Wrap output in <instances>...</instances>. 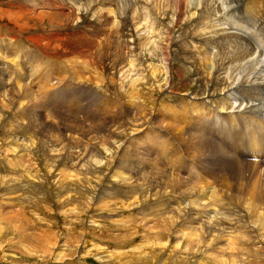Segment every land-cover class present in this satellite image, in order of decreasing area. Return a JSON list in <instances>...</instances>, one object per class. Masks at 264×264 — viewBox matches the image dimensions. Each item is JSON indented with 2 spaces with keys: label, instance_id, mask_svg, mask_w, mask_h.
Segmentation results:
<instances>
[{
  "label": "rangeland",
  "instance_id": "rangeland-1",
  "mask_svg": "<svg viewBox=\"0 0 264 264\" xmlns=\"http://www.w3.org/2000/svg\"><path fill=\"white\" fill-rule=\"evenodd\" d=\"M92 1L0 0V68L4 72L0 71L4 74L0 76V264H264V243L260 242L264 226L258 235L247 230L256 216L264 218V162L250 166L223 155L211 143L203 122H195L216 115L215 110L207 106L210 113L204 105L193 115L186 110L188 96L196 91L201 62L194 65L192 58L179 62L177 56L165 65L163 60L166 53L178 52L177 32L191 33L187 26L195 18L196 7L189 5L177 20L168 0H152L148 5H141L143 0H101L103 5L96 11L89 8L92 20L85 22L79 34L72 28L76 19L80 21L77 6ZM3 10L25 11L24 20H19L23 28L13 27L2 16ZM92 12H98V18ZM138 18L151 26L139 35L135 53L145 56L140 73L152 86L134 85L136 99L129 100L117 89L115 94L105 91L96 80L104 76L94 68L84 69L78 60L110 57L118 45V57L122 56L127 49L114 44L119 41L117 29L126 24L131 29ZM35 38L63 57L44 55ZM192 52L193 57L201 53L197 48ZM74 57L79 58L73 63H78L77 75H71L67 65L66 58ZM3 58L11 61L9 66L16 64L13 60L23 66L19 70L23 76L18 77L22 82L10 81L17 71H5L9 67L3 65ZM168 65L171 81L161 71ZM124 68L128 69L127 63ZM42 73L43 81L38 80ZM59 83L66 85L63 96L45 95ZM19 90L25 98L17 95ZM44 96L54 106L48 108ZM11 99L14 103L7 105ZM201 100L190 102L200 104ZM253 115L249 114L254 119ZM126 125L135 133L129 135ZM112 127L118 129L117 134ZM231 128L239 145V132ZM97 142L106 148L113 145L106 153ZM22 143L29 151H21ZM193 166L198 170L194 179L187 174ZM182 187L192 191L189 196L204 195L202 202L208 208L201 213L208 218L227 219L229 227L241 225L235 237L221 232L218 237L203 235L201 221L196 220L202 215L190 211ZM244 207L250 208L249 216L242 213ZM10 218L12 230L6 224ZM220 224V229L228 226ZM4 232L9 235L4 237ZM40 233H47L48 238L36 243L32 237ZM35 243L40 246L36 248Z\"/></svg>",
  "mask_w": 264,
  "mask_h": 264
},
{
  "label": "bare ground",
  "instance_id": "bare-ground-1",
  "mask_svg": "<svg viewBox=\"0 0 264 264\" xmlns=\"http://www.w3.org/2000/svg\"><path fill=\"white\" fill-rule=\"evenodd\" d=\"M94 1L91 2V5L87 4V6H86L84 4L85 7H84V5H82V7L77 6L76 11L80 16V21H78L75 18L76 21L74 24H72L73 30H75L79 33V30L82 31L81 29L85 28V26H86L85 22L86 21L88 22V19L90 18V15H91V10L89 9L90 7H93L92 10L96 11L97 6L99 7V6L103 5V3H100L101 0H97L96 4H94ZM143 1L140 2L141 5H148L149 2L151 3L152 0H150V1L149 0H143ZM101 2H104V1L102 0ZM168 2L174 7V9L172 11H173V14L176 13L178 15L177 20L180 19L179 18L180 15L182 16L185 14L186 11H188L186 8H188L189 5H192V8H195V7L196 8H195V13H194L195 18H193L187 26V29L190 28L191 33L177 32L178 33L177 39H179V42L177 43L178 47H176L175 49L176 50L178 49V52L174 55H172V53H174V52L166 53L165 58L163 59V60H165V65H167L169 63V61H172L177 56H178L179 62H183L187 58H192L194 65L197 64L199 61L201 62V63H198L200 66H198L197 68L200 70V72L204 76H211L213 78L212 80H204V79L200 78V76L203 77V75L201 73L197 72V75H200V76L197 78L198 82L196 84L197 85L196 91L194 94L188 96L189 102L187 103V107L185 106L186 110H188L189 113L193 115V114L197 113V110L201 109L200 107L202 105L206 106L205 110L207 109V106H209V108L211 107L210 108L211 110H212V108L215 110L214 112L216 114H218V116L222 115V117L225 121L232 123L233 128H235L234 127L235 126L234 119L236 117L247 116V115L249 116V114L250 115L254 114L252 116V117H254V119H257V117H259L258 120L264 122V48H263L264 46L261 47L259 45L260 43H264V37H263L264 26L261 24L262 23V17L261 16H264L263 15L264 14V0H199V1H197V0H195V1H193V0H168ZM193 3H195L196 5L198 4V5L195 6ZM235 3H236V5H235ZM18 10H19V8H18ZM18 10L16 12H9V11L3 10L2 16L5 17L6 19L10 20L9 23H11L13 25V27L22 29L23 27L21 25H19L20 24L19 20H24V19H22V16L25 14V11L19 12ZM238 13H240V14H238ZM247 13L249 14V16ZM0 14H1V12H0ZM92 14H94L93 15L94 17L96 16V18H98L97 17L98 12L97 13L92 12ZM100 14H101V12H100ZM101 17H102V15L99 16V18H101ZM11 21L15 22V23H12ZM263 21H264V18H263ZM133 22L135 24L134 23L131 24V26L134 25V27H132L131 29L128 30V27H126V25H127L126 24L125 26L123 25V26H121V28H118L117 32H116V33H118L119 41H116L114 44H122L123 45L122 48L127 49V51L123 52L122 56L118 57V52L121 51V49L119 48V45H118V46L113 48V50L115 49L114 54L110 57H107L106 56L107 54H106V55L102 56V59H99L96 57V59L91 58L90 60H88L89 58H87V60H78V63L85 66L84 69L94 68L95 70H97V73H101V75L104 76L103 78L99 77L96 80H100V83L106 89L105 91H109L110 93L115 94V93H117V91H116V89H117L119 92H122V96H124L125 99H129V100L136 99V98H134V93L137 92L138 90L137 91L135 90L136 86H134V85H136V84L144 85L142 87L143 89H144V87H151L152 86V85L148 84V82H146L147 80H146V77L143 75V73H140V71H142V68L140 69V66H144V62H147V60L144 59L145 56L144 55L142 56L141 54H137V52L135 53V51L137 50L136 41L139 38V35L141 33H145V31L147 29H149L151 26H150V24H145V25L142 24L140 18H138L136 21H133ZM26 23H27V20H26ZM137 23L139 25H137ZM131 26H129V28ZM94 34H95V32H94ZM68 36H69V38H71L70 35H68ZM252 39L255 40L254 43L249 42ZM28 40L29 39H27L26 41L28 42ZM34 41L36 42V45L38 47L42 46L41 41H39V39L35 38ZM85 41H87V40H85ZM194 41H196V42H194ZM197 44H199V45H197ZM86 45H87V43H86ZM203 46L207 49V51L203 48ZM40 47H39V49H40ZM43 48H42V50H43L42 53L44 52V55H47L48 57L56 56L57 54L59 56L63 57V55L59 51H57V53L56 52L53 53V52L49 51L50 48H48L47 46L43 47ZM193 48H197L198 52L201 51V53H198L197 57H193L192 54L189 55V53L193 51ZM65 50L67 51V49H65ZM70 55H71V53H70ZM170 56H171V58H168ZM74 58H66L68 61L67 65L70 67V70H71V72H70L71 75L75 74L77 72L76 71L74 73V70H75L74 67H76L78 63L76 64V66H73V63H74V60L79 59V58L78 57H74ZM107 62H109V63L107 64ZM126 63H127L128 69L124 68V64H126ZM188 63L189 62L187 61L186 64H188ZM206 63L208 64L209 68L206 65H204ZM150 66L154 71L156 70V69H154L155 67L152 64H150ZM78 67H80V66H78ZM118 68H120L122 70L120 71ZM2 69L0 68V71H2ZM9 69H10V67L8 69H6L5 71L8 72ZM123 69H126V70H123ZM91 71H92V69H91ZM161 71L164 72L165 75L168 73L167 78L169 79V81H171V79H172L171 74H170L172 72L171 66L168 65V66H166V68L161 67ZM3 73L0 74L1 77L4 75ZM12 74H14L13 71H12ZM108 74L114 76V78L112 77V78H108V80H106L105 77L108 76ZM150 74L154 75L153 73H150ZM76 75H77V73H76ZM28 77L30 79H32L30 74L28 75ZM151 77H153V76H151ZM115 78L117 80H119L118 86H117V81L115 80ZM74 79H75V77H74ZM137 81H140L141 83H139ZM131 86H133V88H131ZM18 88H19V86H18ZM130 89H131V91H128ZM16 93L20 97L22 96L20 90L17 91ZM23 97L25 98L24 94H23ZM23 97H21V98H23ZM21 98H20V100H21ZM191 100H195V101L201 100V101H200V104H198L199 102L198 103H191L190 102ZM12 101H13V99H11L10 103L7 105H11L12 103H14ZM2 106H3V104H2ZM210 109H207V111L208 110L210 111ZM179 110H181V109H179ZM201 111H202V109H201ZM181 112H182V110H181ZM210 113H211V111H210ZM205 114H206V112H205ZM205 114H202V115L205 116ZM199 116H200V114H199ZM143 117H140L138 121L141 122L142 120H144ZM185 117L187 118V114ZM196 117H198V116H196ZM183 118H184V116H183ZM188 118H189V116H188ZM146 119H147V117H146ZM184 120H186V119H184ZM190 120L191 119H189V121ZM195 122L200 123V122H202V120L199 119L198 121L196 120ZM183 123H184V121H183ZM259 123L261 124V122H259ZM126 127H127V125H126ZM127 130H128L129 135H131L132 133H135V132H133L135 130L130 129L129 127H127ZM112 131H114V133L117 134L118 129L116 127H112ZM123 133H127V132L124 131ZM123 133H122V135H123ZM22 144L24 145V143H22ZM110 144L109 145L107 144V148H106L103 143L100 142V145H99V142H97V146L99 145L98 149H103L106 151V153H108L111 150V148H109ZM111 145H113V144H111ZM263 145H264V143H263ZM90 148H92V147H90ZM21 151L23 153L29 151V146L24 145V148L21 149ZM85 153H88V151H85ZM85 153L82 156H84ZM229 160H231V159H229ZM82 166H84V165H82ZM82 166H80V167H82ZM52 174L53 173L50 174L51 177H52ZM113 174L115 175V171ZM113 174L110 177V179L114 176ZM139 176H137V177H139ZM19 177L22 178L23 176H19ZM125 182H123V183H125ZM137 182H139V181H137ZM168 182H171V180H168ZM12 183H11L12 188H15L14 183L13 184ZM134 183H135V181H134ZM96 186L99 187V185H97V184H96ZM8 189L10 190L11 188H8ZM11 190H13V189H11ZM13 191H15V190H13ZM179 191H180V189H179ZM189 192H192V191L191 190L189 191L187 188L182 187L181 194H183L184 197L187 199V200L185 199L184 202L188 201L186 205L190 208V211L193 212L194 211L193 209H195V213L202 215L200 217H196V220L201 221V227L204 230L203 235H206V236L208 235L211 237H218L220 235V232H221V233H226V235L229 238L235 237L234 232L238 231L240 229L241 225L233 223L232 227H229L230 224L226 223L227 219H222L220 221V220H215L212 217L208 218L207 215H204L201 213V211L208 208V205L205 202H202L204 200V195L202 193L201 194L196 193L197 195L193 194V195L189 196L188 195ZM192 197H194V199L190 200ZM182 205H183V203H182ZM12 212H14V211H12ZM21 212H23V211H21ZM242 213H244L246 216H249L250 215V208L244 207V209H242ZM19 214H21V213H19ZM4 218L5 217H3V219ZM6 221H7L6 224L12 230L13 229L12 223L14 220H12V218H10V219H7ZM251 221H249L250 226L247 228V230L251 233H256V235H258V232L262 231V229H263L262 226H264V218L262 216H256L255 219L251 220ZM222 222H224V224L228 225V226L225 228L222 227V229H220L219 226L223 225V224H220ZM21 233H23V232H21ZM261 234H262V238H261L260 242L264 243V236H263L264 233L262 232ZM8 235H9V233L7 232L4 234V237H7ZM203 235H201V236H203ZM191 236H192V233L187 234L188 238ZM32 238L34 239V241L36 243H38V242L42 243L41 242L42 238L46 239V238H48V235H47V233H44V234L40 233L39 235H34ZM20 240H21V236H20ZM29 240H31V238ZM207 240H208V238H207ZM212 240L213 239H211V241ZM36 243H35V246H36ZM38 246H40V245H38ZM38 246H36V248ZM44 248H45V245H44ZM44 253L48 254V253H50V251L49 250L44 251Z\"/></svg>",
  "mask_w": 264,
  "mask_h": 264
}]
</instances>
